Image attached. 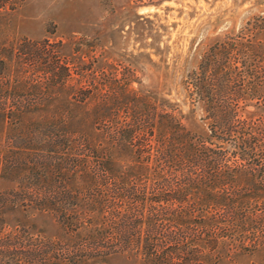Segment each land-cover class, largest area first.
<instances>
[{
  "label": "trees",
  "instance_id": "obj_1",
  "mask_svg": "<svg viewBox=\"0 0 264 264\" xmlns=\"http://www.w3.org/2000/svg\"><path fill=\"white\" fill-rule=\"evenodd\" d=\"M25 1L0 0V264H264V15L173 96L20 36Z\"/></svg>",
  "mask_w": 264,
  "mask_h": 264
},
{
  "label": "rangeland",
  "instance_id": "obj_2",
  "mask_svg": "<svg viewBox=\"0 0 264 264\" xmlns=\"http://www.w3.org/2000/svg\"><path fill=\"white\" fill-rule=\"evenodd\" d=\"M260 15L264 0H26L16 22L20 36L81 41L121 72L134 71V86L174 96L218 36L246 31ZM190 108L181 106L189 126L201 114ZM36 223L47 234L58 232L51 217Z\"/></svg>",
  "mask_w": 264,
  "mask_h": 264
}]
</instances>
